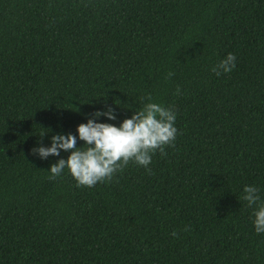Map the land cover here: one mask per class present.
<instances>
[{
	"label": "trees",
	"instance_id": "1",
	"mask_svg": "<svg viewBox=\"0 0 264 264\" xmlns=\"http://www.w3.org/2000/svg\"><path fill=\"white\" fill-rule=\"evenodd\" d=\"M148 96L177 128L150 171L77 187L30 153ZM245 185L264 201V0H0V264H264Z\"/></svg>",
	"mask_w": 264,
	"mask_h": 264
},
{
	"label": "clouds",
	"instance_id": "2",
	"mask_svg": "<svg viewBox=\"0 0 264 264\" xmlns=\"http://www.w3.org/2000/svg\"><path fill=\"white\" fill-rule=\"evenodd\" d=\"M235 61V55L229 52L211 71L217 76L230 73L236 66ZM171 75L169 72L168 76ZM175 94H180L179 87ZM147 100L118 126L98 122L101 117L107 121L117 119L113 108L105 104L104 109L85 116L86 122L77 125L75 135L70 132L52 134L47 146L41 143L30 149V153L40 160H46L49 156L59 157L61 152L67 153V158L61 157L49 166L48 178L55 179L67 170L77 187L91 188L97 183L110 180L129 161L150 171L152 155L156 151L163 155L164 146L174 144L177 128L173 108L152 102L150 96ZM46 132L38 136L43 137ZM77 141L83 142L82 146L77 147ZM259 193L258 186L243 187L242 199L252 208L251 224L256 234L264 233V201ZM171 235L175 236L176 233L172 232Z\"/></svg>",
	"mask_w": 264,
	"mask_h": 264
}]
</instances>
